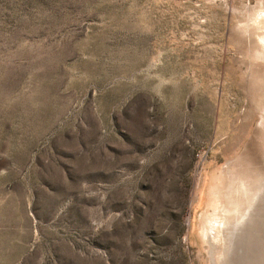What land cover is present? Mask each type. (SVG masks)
<instances>
[{
	"label": "rangeland",
	"instance_id": "obj_1",
	"mask_svg": "<svg viewBox=\"0 0 264 264\" xmlns=\"http://www.w3.org/2000/svg\"><path fill=\"white\" fill-rule=\"evenodd\" d=\"M258 15L0 0V264H264ZM240 183L252 209L228 242Z\"/></svg>",
	"mask_w": 264,
	"mask_h": 264
},
{
	"label": "bare ground",
	"instance_id": "obj_2",
	"mask_svg": "<svg viewBox=\"0 0 264 264\" xmlns=\"http://www.w3.org/2000/svg\"><path fill=\"white\" fill-rule=\"evenodd\" d=\"M262 17H264V15H258L256 20L259 21ZM252 193L251 189L244 183L238 184L234 192L235 195L229 203V208L225 211L227 216L224 224V231L227 235L228 242L233 241L234 235L239 229L238 227L250 216L249 209L252 207L251 203L254 197Z\"/></svg>",
	"mask_w": 264,
	"mask_h": 264
}]
</instances>
